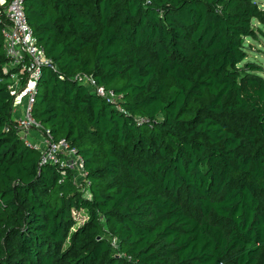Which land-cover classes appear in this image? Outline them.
<instances>
[{"label": "trees", "instance_id": "1", "mask_svg": "<svg viewBox=\"0 0 264 264\" xmlns=\"http://www.w3.org/2000/svg\"><path fill=\"white\" fill-rule=\"evenodd\" d=\"M25 10L54 63L32 114L82 169L20 137L11 74L27 72L8 67L0 7V264H264V67L245 41L264 0Z\"/></svg>", "mask_w": 264, "mask_h": 264}, {"label": "built area", "instance_id": "2", "mask_svg": "<svg viewBox=\"0 0 264 264\" xmlns=\"http://www.w3.org/2000/svg\"><path fill=\"white\" fill-rule=\"evenodd\" d=\"M1 11L8 18L9 23L2 26L1 31L5 40V52L9 57L8 67H19L27 72V77L23 85L17 81L16 72L11 75L15 77L10 84L13 93L12 109L16 115L13 118L16 122L18 133L25 143L37 147L41 151V162H60L62 165L82 169V158L71 148L64 137L57 141L53 140L51 134L46 130V134L41 132L42 125L32 114V106L35 100L37 79L44 64L54 65L51 57L45 55L43 47L38 43L33 28L27 19L25 10V0H0ZM82 80L83 76L75 77ZM84 81H88L92 90L101 95H105L114 101L116 95L111 89H105L97 84L93 77L86 76ZM25 99V104L22 100ZM22 107L16 110V105ZM34 129L41 134V139L37 140L30 135L29 131Z\"/></svg>", "mask_w": 264, "mask_h": 264}, {"label": "rangeland", "instance_id": "3", "mask_svg": "<svg viewBox=\"0 0 264 264\" xmlns=\"http://www.w3.org/2000/svg\"><path fill=\"white\" fill-rule=\"evenodd\" d=\"M254 25L255 28L260 30H257L256 36H249L245 39L248 53L246 60L257 61L264 67V25L258 23L257 21L254 22ZM262 74L264 75V70L262 71ZM22 103L25 104V99L22 100ZM20 107H22V104L15 106L16 110ZM13 115H16L15 112H13ZM83 218H80L81 221Z\"/></svg>", "mask_w": 264, "mask_h": 264}, {"label": "crops", "instance_id": "4", "mask_svg": "<svg viewBox=\"0 0 264 264\" xmlns=\"http://www.w3.org/2000/svg\"><path fill=\"white\" fill-rule=\"evenodd\" d=\"M29 133H30V135H32L33 137H35L37 140L39 139H41V134L40 133H38L37 131H35L34 129H31L30 131H29Z\"/></svg>", "mask_w": 264, "mask_h": 264}]
</instances>
